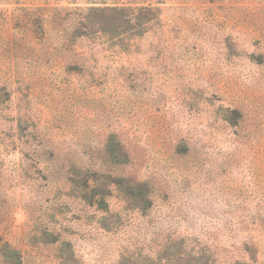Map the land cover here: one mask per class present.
Instances as JSON below:
<instances>
[{"label":"rangeland","instance_id":"rangeland-1","mask_svg":"<svg viewBox=\"0 0 264 264\" xmlns=\"http://www.w3.org/2000/svg\"><path fill=\"white\" fill-rule=\"evenodd\" d=\"M6 242L21 264H264V0H0L16 264Z\"/></svg>","mask_w":264,"mask_h":264},{"label":"trees","instance_id":"trees-1","mask_svg":"<svg viewBox=\"0 0 264 264\" xmlns=\"http://www.w3.org/2000/svg\"><path fill=\"white\" fill-rule=\"evenodd\" d=\"M107 152L113 156L119 163L126 162L128 160L127 154L125 151L121 148V146L113 140V137L110 138L109 144L107 147ZM10 245L6 243L1 244V252L5 255L6 258H8V254L14 253L16 254V257H19V252L16 250L11 251ZM16 258V264H21L20 260Z\"/></svg>","mask_w":264,"mask_h":264}]
</instances>
